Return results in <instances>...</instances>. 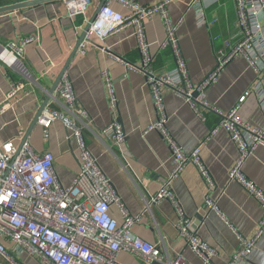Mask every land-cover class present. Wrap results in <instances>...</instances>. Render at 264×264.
I'll return each mask as SVG.
<instances>
[{
    "label": "crops",
    "instance_id": "crops-1",
    "mask_svg": "<svg viewBox=\"0 0 264 264\" xmlns=\"http://www.w3.org/2000/svg\"><path fill=\"white\" fill-rule=\"evenodd\" d=\"M91 1L87 19L94 16L101 3V0ZM161 1L165 0H137L144 6ZM169 1L168 12L173 22L179 24V40L190 78L199 85L215 70L217 52L227 43L240 39L236 0ZM108 4L119 13H128L120 0H109ZM199 9L206 22L203 26L198 22ZM84 18H78L75 25L82 26ZM145 28L156 69L174 70L172 52L161 49L166 39L163 19L155 15L146 22ZM83 32L74 27L61 0L0 15V49L14 42L23 46V62L31 76L29 81L17 69L0 61V143L18 138L20 130H29ZM93 43L85 52L76 53L66 72L80 107L87 112V117H80V125L88 149L111 180L126 211L139 217L132 227L133 235L151 245L163 244L173 260L180 258L185 264H206L180 236V216L173 204L162 200L147 205L169 182L174 164L163 135L148 130L158 121L159 115L145 78L137 69H128L123 62H129L134 68L141 66L136 29L122 30L105 43L94 38ZM104 72L108 73V78ZM108 80L114 90L115 105ZM257 81L258 75L250 62L240 55L208 87L206 99L219 111L230 112L243 96L255 89ZM14 83L23 84L25 92L11 97ZM162 92L168 117L166 127L172 138L188 154L200 148L202 163L214 182V187L209 186L199 169L189 164L171 183L193 228L191 232L216 248L213 264H264V234L246 258H233L240 248V237L251 239L254 236L263 208L239 184L229 181L238 151L225 130L212 134L220 116L207 112V120L203 121L171 88L164 87ZM58 100L60 103H54L51 98L48 105L68 114L62 107V100ZM238 115L252 127L264 129V113L255 93L239 105ZM114 121L126 134L120 145L103 134ZM71 135L58 120L47 131L37 124L29 137L37 151L53 153L56 174L64 185L72 184L79 172L80 148ZM243 171L264 191V146L253 150ZM208 197L217 203L219 212L207 206ZM202 211L205 213L202 222L195 226ZM110 213L119 225L124 223L119 205L112 204ZM117 263L148 264L143 258L127 252L118 255Z\"/></svg>",
    "mask_w": 264,
    "mask_h": 264
},
{
    "label": "built area",
    "instance_id": "built-area-1",
    "mask_svg": "<svg viewBox=\"0 0 264 264\" xmlns=\"http://www.w3.org/2000/svg\"><path fill=\"white\" fill-rule=\"evenodd\" d=\"M68 18L77 30L84 31L90 19L86 18L91 0H62ZM128 13L122 14L105 4L85 39L78 48L83 53L91 46L94 38L102 43L127 28L136 29L137 49L141 56V66L134 68L123 61L130 69H137L149 87L159 119L148 130L160 132L170 147L174 170L169 182L161 192L148 202L157 204L169 200L178 211L180 236L188 247L206 264H213L217 250L191 232L190 221L185 217L174 192L172 181L189 165L194 164L203 179L214 187L213 178L202 163L200 148L186 153L172 138L166 127L167 113L162 89L171 88L183 97L193 111L203 121L207 112L220 116V122L213 130H225L235 144L238 157L229 172V181L239 184L249 196L263 208V216L251 239L240 237V248L234 259L246 258L264 234V191L244 174L247 160L258 146H264V129L252 127L238 115L239 105L250 94H256L264 113V0H236L240 39L227 43L216 55L215 70L199 85H195L189 74L188 63L179 40V24L174 23L168 12L169 0L144 6L137 0H120ZM198 22L205 25L203 12L197 11ZM160 16L166 27V39L162 50L169 49L175 61V69L159 71L155 67V56L151 51L145 24L153 16ZM85 17L82 26L76 21ZM24 48L19 43H10L0 49V61L17 69L31 81L24 62ZM244 55L258 75L255 89L243 96L236 108L221 112L206 99V90L219 77L224 68L235 58ZM9 58L10 61H7ZM108 78V73L104 72ZM113 104H116L114 90L108 80ZM25 92L23 84L13 85L11 97ZM194 93L198 96L194 97ZM68 114L47 105L38 119V125L47 131L60 120L72 133L80 148L79 172L70 185H64L55 171L56 158L51 152L37 151L29 139L22 144L27 132L20 130L18 138L0 143V264H26L31 259L39 264H118L117 257L122 252L135 254L148 264H185L182 259H171L162 244L151 245L133 235L132 227L139 217L131 216L122 203L111 180L104 174L96 158L88 149L80 117H87L78 102L73 83L66 74L60 80L52 99L59 102ZM52 103L51 105H54ZM60 103V102H59ZM1 111V110H0ZM103 134L116 144H122L126 134L117 121H114ZM69 136V139L71 138ZM112 204L119 205L124 213V223L119 225L111 216ZM206 204L219 212L217 203L210 197Z\"/></svg>",
    "mask_w": 264,
    "mask_h": 264
},
{
    "label": "water",
    "instance_id": "water-1",
    "mask_svg": "<svg viewBox=\"0 0 264 264\" xmlns=\"http://www.w3.org/2000/svg\"><path fill=\"white\" fill-rule=\"evenodd\" d=\"M53 1H59V0H28V1H25V2H20V3H15V4H11V5L2 6V7H0V15L9 14V13H12V12H15V11L23 10L25 8H28V7H34V6H37V5H42V4H46V3H49V2H53ZM108 2H109V0H101V3L98 6V8H97V10H96V12L94 14V16L90 19L89 24L85 27V30H84L83 34L81 35V37H80V39L78 41L77 47L75 48V50H74V52H73L70 60L68 61L67 65L65 66V68L63 69V71L61 72V74L59 75L57 81L55 82L54 87L49 91L48 97L46 98V100L44 101L43 105L41 106V108L39 109L38 113L36 114V116H35L32 124H31L29 130L27 131V133L25 135V138H24L22 144L24 143L25 140L29 139L32 130L38 124L39 117L41 116V114L45 110V108L47 107V105H48L49 101L51 100V98L54 96L55 90H56V88H57L60 80L66 74L69 64L71 63L73 57L78 52V48H79L80 44L85 39L86 33L90 30L91 25L95 21L97 15L100 13V11L102 10V8ZM197 96H198V94L197 93H194V97H197ZM204 215H205V213H204V211H202V213H200V215L197 216V219L194 222V225L195 226L200 225V223L202 222V216H204ZM191 229L193 230L192 227H190V230ZM153 264H160V263L155 262Z\"/></svg>",
    "mask_w": 264,
    "mask_h": 264
},
{
    "label": "trees",
    "instance_id": "trees-1",
    "mask_svg": "<svg viewBox=\"0 0 264 264\" xmlns=\"http://www.w3.org/2000/svg\"><path fill=\"white\" fill-rule=\"evenodd\" d=\"M23 1H27V0H1L0 7L5 6V5H11V4L18 3V2H23Z\"/></svg>",
    "mask_w": 264,
    "mask_h": 264
},
{
    "label": "rangeland",
    "instance_id": "rangeland-1",
    "mask_svg": "<svg viewBox=\"0 0 264 264\" xmlns=\"http://www.w3.org/2000/svg\"><path fill=\"white\" fill-rule=\"evenodd\" d=\"M25 263H26V264H35V263H33L32 261H29L28 259H25Z\"/></svg>",
    "mask_w": 264,
    "mask_h": 264
},
{
    "label": "bare ground",
    "instance_id": "bare-ground-1",
    "mask_svg": "<svg viewBox=\"0 0 264 264\" xmlns=\"http://www.w3.org/2000/svg\"><path fill=\"white\" fill-rule=\"evenodd\" d=\"M6 59H7V61H10L9 58H6Z\"/></svg>",
    "mask_w": 264,
    "mask_h": 264
}]
</instances>
